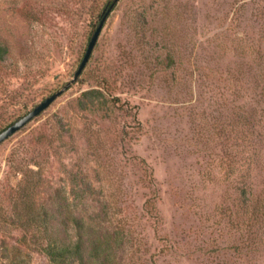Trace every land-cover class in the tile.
<instances>
[{
  "label": "rangeland",
  "instance_id": "374dc122",
  "mask_svg": "<svg viewBox=\"0 0 264 264\" xmlns=\"http://www.w3.org/2000/svg\"><path fill=\"white\" fill-rule=\"evenodd\" d=\"M112 1L0 0V129L72 80ZM24 166L40 202L75 181L93 264H264V0H119L76 82L0 144L6 210ZM1 256L48 264L18 232Z\"/></svg>",
  "mask_w": 264,
  "mask_h": 264
},
{
  "label": "trees",
  "instance_id": "16d2710c",
  "mask_svg": "<svg viewBox=\"0 0 264 264\" xmlns=\"http://www.w3.org/2000/svg\"><path fill=\"white\" fill-rule=\"evenodd\" d=\"M8 54V48L0 46V63ZM100 99H105L102 89H91L82 94L79 104L86 110L89 105L100 103ZM15 121L2 127L0 132ZM17 172L21 179L16 185L13 207L6 210L0 206V231L18 232L22 245L44 257L48 264H82L87 258L93 264L96 250L90 249L85 237L86 231L89 235L97 224L91 212L75 211V181L69 184L71 193L61 195L55 190V195L53 192L40 202L38 190L45 186L40 169L35 172L24 166ZM97 240L101 241V237ZM16 261L15 256L0 257V264H18Z\"/></svg>",
  "mask_w": 264,
  "mask_h": 264
},
{
  "label": "water",
  "instance_id": "95a60500",
  "mask_svg": "<svg viewBox=\"0 0 264 264\" xmlns=\"http://www.w3.org/2000/svg\"><path fill=\"white\" fill-rule=\"evenodd\" d=\"M119 0H113L107 9L104 11V13L101 16V19L98 23V26L96 27L95 31L93 32L90 41L88 43L86 52L79 64L78 69L73 75V78L70 82H68L63 88L58 90L57 92L53 93L52 95L48 96L44 100H42L37 106H35L32 110L27 112L22 117L18 118L15 122H13L11 125H9L6 129L0 132V144L4 142L7 138L21 130L24 126H26L29 122H31L33 119L38 117L43 111H45L57 98H59L65 91L69 89V87L76 82V80L79 78L81 72L85 68L91 53L93 51V48L98 40V37L100 35V32L104 26V23L106 21L107 16L110 14V12L113 10L115 5L117 4Z\"/></svg>",
  "mask_w": 264,
  "mask_h": 264
}]
</instances>
